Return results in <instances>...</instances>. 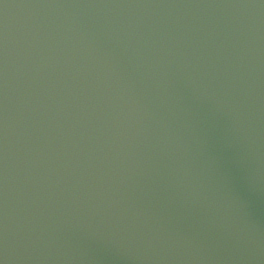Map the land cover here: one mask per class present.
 <instances>
[{"label": "water", "instance_id": "obj_1", "mask_svg": "<svg viewBox=\"0 0 264 264\" xmlns=\"http://www.w3.org/2000/svg\"><path fill=\"white\" fill-rule=\"evenodd\" d=\"M0 264H264V0H0Z\"/></svg>", "mask_w": 264, "mask_h": 264}]
</instances>
